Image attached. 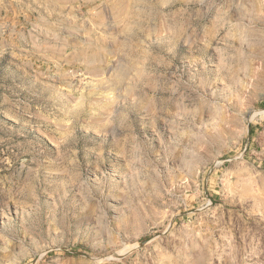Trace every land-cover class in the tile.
Listing matches in <instances>:
<instances>
[{
  "label": "rangeland",
  "instance_id": "rangeland-1",
  "mask_svg": "<svg viewBox=\"0 0 264 264\" xmlns=\"http://www.w3.org/2000/svg\"><path fill=\"white\" fill-rule=\"evenodd\" d=\"M0 264H264V0H0Z\"/></svg>",
  "mask_w": 264,
  "mask_h": 264
}]
</instances>
